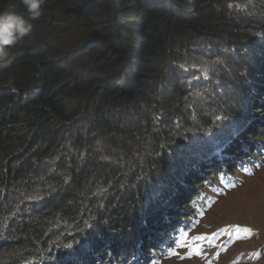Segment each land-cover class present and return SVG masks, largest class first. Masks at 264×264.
<instances>
[{"label": "trees", "instance_id": "1", "mask_svg": "<svg viewBox=\"0 0 264 264\" xmlns=\"http://www.w3.org/2000/svg\"><path fill=\"white\" fill-rule=\"evenodd\" d=\"M31 22L0 68V264H148L264 154V0H45Z\"/></svg>", "mask_w": 264, "mask_h": 264}, {"label": "rangeland", "instance_id": "2", "mask_svg": "<svg viewBox=\"0 0 264 264\" xmlns=\"http://www.w3.org/2000/svg\"><path fill=\"white\" fill-rule=\"evenodd\" d=\"M221 160L214 164L223 165ZM201 168L209 172L212 167L205 163ZM202 188L205 198L201 194L196 200L195 195L188 199L194 210L185 215H190L189 224L179 217L171 219L178 227L168 238L174 241L159 248L163 254L148 264H264V154L230 179H221L213 187L205 183ZM178 208L174 207L176 213Z\"/></svg>", "mask_w": 264, "mask_h": 264}, {"label": "clouds", "instance_id": "3", "mask_svg": "<svg viewBox=\"0 0 264 264\" xmlns=\"http://www.w3.org/2000/svg\"><path fill=\"white\" fill-rule=\"evenodd\" d=\"M44 2L45 0H23L27 18L15 8L0 11V68L11 65L10 47L30 35L33 29L31 21L41 16Z\"/></svg>", "mask_w": 264, "mask_h": 264}]
</instances>
